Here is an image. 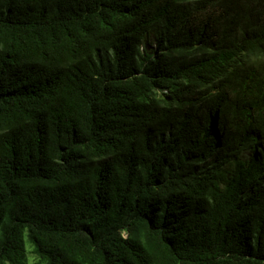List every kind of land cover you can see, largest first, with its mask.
<instances>
[{"label": "trees", "instance_id": "obj_1", "mask_svg": "<svg viewBox=\"0 0 264 264\" xmlns=\"http://www.w3.org/2000/svg\"><path fill=\"white\" fill-rule=\"evenodd\" d=\"M28 255L264 264V0H0V264Z\"/></svg>", "mask_w": 264, "mask_h": 264}, {"label": "rangeland", "instance_id": "obj_2", "mask_svg": "<svg viewBox=\"0 0 264 264\" xmlns=\"http://www.w3.org/2000/svg\"><path fill=\"white\" fill-rule=\"evenodd\" d=\"M150 42H152V39H150ZM146 45H148V44L146 43ZM150 46L154 47L153 42H152V45H150ZM143 47L146 48V46H143ZM33 261L34 260H33L32 256L28 255L27 264H33Z\"/></svg>", "mask_w": 264, "mask_h": 264}]
</instances>
